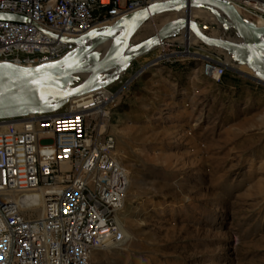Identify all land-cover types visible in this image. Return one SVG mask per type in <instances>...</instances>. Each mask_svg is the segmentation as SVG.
Returning a JSON list of instances; mask_svg holds the SVG:
<instances>
[{"label":"rangeland","instance_id":"374dc122","mask_svg":"<svg viewBox=\"0 0 264 264\" xmlns=\"http://www.w3.org/2000/svg\"><path fill=\"white\" fill-rule=\"evenodd\" d=\"M174 17L152 16L131 42ZM193 17L222 37L207 15ZM189 36L188 52L176 31L142 66L156 63L136 76L142 66L131 75L127 66L107 85L108 132L128 172L118 213L126 236L91 264H264V85L225 63V50ZM205 52L224 64L218 82L190 58Z\"/></svg>","mask_w":264,"mask_h":264},{"label":"built area","instance_id":"2783aa9c","mask_svg":"<svg viewBox=\"0 0 264 264\" xmlns=\"http://www.w3.org/2000/svg\"><path fill=\"white\" fill-rule=\"evenodd\" d=\"M155 1L165 0H0V13L27 19H0V62L55 61L75 48L66 39ZM221 1L264 27V0ZM192 56L206 79L220 80L218 58ZM114 93L100 87L51 112L0 116V264H91L95 251L123 241L128 172L108 132Z\"/></svg>","mask_w":264,"mask_h":264},{"label":"water","instance_id":"95a60500","mask_svg":"<svg viewBox=\"0 0 264 264\" xmlns=\"http://www.w3.org/2000/svg\"><path fill=\"white\" fill-rule=\"evenodd\" d=\"M190 8H202L214 16H218V10L221 11L230 26L241 36V41L232 42L205 34L202 31L204 25L188 16ZM172 9H184L186 14L167 21L144 39L131 42L144 22ZM0 19L27 21L2 13ZM222 27H226L223 22ZM176 31H182L184 36L189 31L202 44L231 52L235 60L252 68L262 79L251 77L264 85V27L243 20L231 5L221 0L155 1L101 29H92L80 37L66 39L76 46L55 61L32 67L0 62V116L51 112L71 97L105 87L117 78L115 73L123 71L131 61L162 44ZM112 38L114 44L111 48L102 47L104 42ZM164 57L165 54L159 59ZM156 61L146 63L135 76Z\"/></svg>","mask_w":264,"mask_h":264},{"label":"bare ground","instance_id":"6f19581e","mask_svg":"<svg viewBox=\"0 0 264 264\" xmlns=\"http://www.w3.org/2000/svg\"><path fill=\"white\" fill-rule=\"evenodd\" d=\"M171 11L175 12L176 17H181V16H183V15L186 14V11H184V9H180V10H174V9H172ZM199 11H201V12H199ZM187 13H188V16L191 19H194V17H193L194 13H201L203 15H207V19L209 21H215L216 23H214L211 26V28L214 29L217 32H221V35H222V37H217V38H221V39H224V40H229V41H232V42H240L241 41V36L230 26L229 20L226 18V16L221 11L218 10V16H214L211 12H209L208 10L202 9V8H190L187 11ZM222 22L226 24V27L225 28L222 27ZM181 34H182V37L178 40V42L181 43L182 45H184V47L186 48L185 51L188 52V47L191 44H185V42L183 40L185 39L184 37L187 36L186 37V41H191L192 38L189 36L191 34V32L188 31L186 33V35L184 36L183 35V32L181 31ZM213 37H215V36H213ZM113 44H114V40L112 38L108 42H104V44H102V47H104V48H111ZM98 50H99V48H98ZM195 55H200L201 57H205V56L210 57V55L207 52H205L204 54H195ZM223 60L228 65H232V66L236 67L239 71H244V73H247L248 75H251L255 79H262L261 77H259L252 70V68H250L249 66H247L244 62H242V61L239 62L238 60H235L233 58L231 52H228L227 50H225V54H224ZM115 74H116L117 77L120 76L122 74V70L118 71ZM28 198H30V201H32L33 204H36V201L38 199V195L37 194H32V195L28 196ZM35 211H37V209H35ZM123 233L126 236V231H125L124 228H123ZM115 248H118V246L115 247Z\"/></svg>","mask_w":264,"mask_h":264},{"label":"crops","instance_id":"0c3cea01","mask_svg":"<svg viewBox=\"0 0 264 264\" xmlns=\"http://www.w3.org/2000/svg\"><path fill=\"white\" fill-rule=\"evenodd\" d=\"M153 58H155V56L149 55V53L142 54L135 58V64H133L134 61H131V63L128 65V67L132 69L130 75L140 68L146 61H150Z\"/></svg>","mask_w":264,"mask_h":264}]
</instances>
